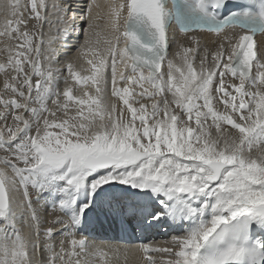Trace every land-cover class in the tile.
I'll use <instances>...</instances> for the list:
<instances>
[{"label": "snow or ice", "instance_id": "6c2138e0", "mask_svg": "<svg viewBox=\"0 0 264 264\" xmlns=\"http://www.w3.org/2000/svg\"><path fill=\"white\" fill-rule=\"evenodd\" d=\"M92 7L85 28L73 0H0V264H264V0H113L102 47ZM196 32L216 37L210 63L180 42ZM44 197L67 220H42ZM94 210L178 234L105 250L84 232Z\"/></svg>", "mask_w": 264, "mask_h": 264}, {"label": "bare ground", "instance_id": "6f19581e", "mask_svg": "<svg viewBox=\"0 0 264 264\" xmlns=\"http://www.w3.org/2000/svg\"><path fill=\"white\" fill-rule=\"evenodd\" d=\"M105 24V23H104ZM104 24H102L103 25V27H104ZM103 33H101L102 34V36H103V38H101L102 36H100V39H101V47H102V42H103V39L106 37V35H107V32H108V30H106L105 29V31H102ZM205 40V39H204ZM83 41H84V38L81 40V43L80 44H82L83 43ZM213 51H215V50H213ZM72 52V54H73V57H75L76 55H77V53H76V49L75 50H72L71 51ZM211 52L212 51H210V55H211ZM189 55L191 56V55H193L192 53H189ZM203 55V54H202ZM210 55H209V61L211 62V60H210ZM63 56L64 55H62V58H63ZM88 58L89 59H91L92 58V54L91 53H89L88 54ZM181 61H180V59L177 61V63L179 64ZM209 62V63H210ZM76 65L78 66V68L80 69V65H83V67L84 68H89L90 66L87 64V62H86V60H84V59H81V60H78V61H76ZM194 66L197 68V69H199V59H196L195 61H194ZM146 87H148V85H145ZM137 89H139V88H137ZM80 90V93L82 92V91H84V90H88L89 92H90V94H94V89H79ZM149 90H151V89H149ZM109 98L110 99H115V98H111L110 97V93H109ZM131 101V100H130ZM117 103H118V106H119V101H117ZM222 107V106H221ZM223 108V107H222ZM46 197H44V198H42L41 199V201H39L38 203H36L38 206H39V208L40 209H42L43 211L45 210V211H47L46 212V216H47V218H49L48 220H52V219H54L56 216H63V215H60L59 213H58V211H54L53 212V210H50V203H51V201H50V199H45ZM45 208V209H44ZM48 208H49V210H48ZM101 214L99 215V214H92L91 215V218H90V221L88 222V224H86V225H84V232L85 233H88V231L90 230L91 231V234L92 235H94V236H91V237H88L89 238V242L90 243H93L92 242V238H97L98 239V237H104V236H106V234L103 232V231H99L96 227H98V228H107V227H109L110 225H109V222L107 221V219L104 217V213L103 212H100ZM50 217H52V218H50ZM63 219H65V220H67V217H65V218H63ZM80 235V234H79ZM79 235L77 236V238H79ZM96 236V237H95Z\"/></svg>", "mask_w": 264, "mask_h": 264}, {"label": "rangeland", "instance_id": "374dc122", "mask_svg": "<svg viewBox=\"0 0 264 264\" xmlns=\"http://www.w3.org/2000/svg\"><path fill=\"white\" fill-rule=\"evenodd\" d=\"M3 20H4V17H3L2 14H0V27H2ZM32 23H35V21H32ZM30 27H31V24H30ZM45 31H47V29H45ZM57 47H58V46H57ZM3 48H4L3 38L0 37V63H3L4 60H5V58H6V54L2 51ZM75 49H76V48H74V50H75ZM70 53H71V57H73L72 52H70ZM69 58H70V57H65V56H63V58H61V59H69ZM61 59H60V60H61ZM65 61H66V60H63V61L60 62V63H61V64H62V63L64 64ZM60 63H59V64H60ZM75 63H76V62H75ZM63 64H62V65H63ZM76 64H77V63H76ZM57 65H58V64H57ZM57 65H55V66H57ZM76 67H77V70H79V68H78L77 65H76ZM63 73H64L63 75H65V72H63ZM61 78L63 79V76H61ZM4 79H5V75H4V73L0 72V95H2V94L4 93V89H3V81H4ZM226 83L230 84L229 81H226ZM72 84H73V86H74V94L79 95L80 92L76 89L75 84H74V83H72ZM64 87H65V85L58 86V88L60 89L61 92L63 91ZM4 98H8V97H4ZM137 98H139V97L137 96ZM144 100H147V101H148L147 105H150V104H151V101L148 100L146 97H145L144 99H142L141 101H144ZM130 102H132V101H130ZM31 106H32V107H36L37 105L32 104ZM134 106L137 107L136 104H134ZM221 106L223 107L222 104H221V105H217L216 107L218 108V110H223V108H222ZM52 107H54V106L51 105L50 108H52ZM0 109H2V105H0ZM74 111H75V109L72 108V107L70 106V113H74ZM25 115H27V114H25ZM7 123H8L9 125L12 124L11 116H9ZM3 124H4V122H3V121H0V127H2ZM3 155H4V153H3L2 151H0V156H3ZM39 209H40V208H39ZM40 210L42 211L43 215L45 216L47 211H45V210L43 211L42 209H40ZM48 210H49V208H48Z\"/></svg>", "mask_w": 264, "mask_h": 264}]
</instances>
